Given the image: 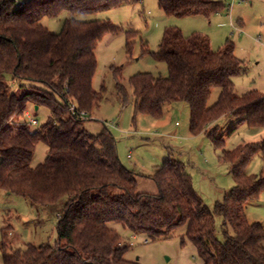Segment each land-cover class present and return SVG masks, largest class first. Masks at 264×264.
<instances>
[{"label": "trees", "instance_id": "1", "mask_svg": "<svg viewBox=\"0 0 264 264\" xmlns=\"http://www.w3.org/2000/svg\"><path fill=\"white\" fill-rule=\"evenodd\" d=\"M136 1L141 0H0V188L32 204L67 197L56 222L54 246L26 243L9 251L6 227L2 228L3 264H141L123 257L129 244L114 225L130 235L142 234L150 242L168 239L185 225L181 242L186 238L195 244L201 264H264V226L246 216L247 203L264 190V175L242 173L253 155L264 154V139L221 151L219 157L230 164L236 184L211 209L194 190L180 161L165 160L156 166L150 175L156 193L139 191L137 174L121 162L116 139L107 126L103 124L93 134L83 125L102 97L103 88L92 87L97 62L94 48L104 34L121 28L108 19L70 18L54 34L40 20L63 10L93 12ZM157 3L167 15L176 17H209L224 7L218 0ZM152 54L166 63L168 75L130 77L136 112L159 117L165 103L181 100L189 105L194 134L204 129L208 121L204 119L221 114L238 117L237 124L264 127V92H234L232 79L243 66L233 43L227 41L213 50L208 36H185L169 27L159 50ZM7 74L16 89H11ZM113 76L125 98L119 68ZM215 87L221 89L220 96L207 108ZM29 104L47 107V119L36 125L20 121ZM71 105L84 115L73 114ZM216 132L213 126L206 135L215 147L223 148L224 141ZM38 142L47 146V154L43 162L31 166ZM215 216L222 219L223 239L216 234Z\"/></svg>", "mask_w": 264, "mask_h": 264}, {"label": "rangeland", "instance_id": "2", "mask_svg": "<svg viewBox=\"0 0 264 264\" xmlns=\"http://www.w3.org/2000/svg\"><path fill=\"white\" fill-rule=\"evenodd\" d=\"M218 1L224 4L223 9L209 17L171 16L158 6L157 0H141L93 12L63 10L40 20V24L54 34L60 33L65 20L70 18L80 21L108 19L121 28L117 33L104 34L94 48L97 62L92 87L97 91L103 88L102 97L83 125L93 134L99 133L103 124L107 126L116 139L121 162L137 174L139 191L156 193L157 187L150 175L165 160H176L184 164L194 190L211 209L236 184L230 164L219 157L221 151L261 141L264 127L237 124L238 117L221 114L215 119H204V123L208 120L204 129L194 134L190 131V108L186 101L165 103L159 117L136 112L129 79L138 73H150L155 77L168 75L166 63L152 53L159 50L165 28L175 27L185 36L192 33L208 36L213 50L227 41L233 43L235 56L243 66L232 79L235 94L251 90L264 92V0ZM116 68L120 69L119 83L125 88V98L117 90L113 76ZM6 80L12 90L16 89L10 74L6 75ZM220 93V88L212 89L207 108L215 105ZM27 111L38 124L49 115L45 106L35 109L29 104ZM18 119L27 121L24 115ZM213 126L217 127V137L224 141L223 148L215 147L206 135ZM47 149L42 142L36 144L31 166L43 162ZM242 173L264 175V154L258 151L253 155ZM66 200L63 196L53 203L32 204L23 196L0 188V246L4 227L9 251L24 247L26 243L54 246L56 222ZM246 216L250 222H260L264 226V190L247 203ZM221 223L222 219L215 216L219 239H223ZM114 227L129 244L123 254L127 260H137L141 264L202 263L195 244L186 238L181 242L185 225L176 228L172 237L154 242L146 241L142 234L130 235L119 225ZM228 230L232 231L230 227ZM0 264H3L1 249Z\"/></svg>", "mask_w": 264, "mask_h": 264}, {"label": "built area", "instance_id": "3", "mask_svg": "<svg viewBox=\"0 0 264 264\" xmlns=\"http://www.w3.org/2000/svg\"><path fill=\"white\" fill-rule=\"evenodd\" d=\"M18 1V0H17ZM25 0H20L21 3H23ZM70 111L73 113V114H77L78 116H83L84 115V112L83 111H75V108L73 105H71L69 107ZM24 116H26L27 118V123L28 124H32V125H36L37 124V120L33 117L30 116V114L28 113V111L25 112Z\"/></svg>", "mask_w": 264, "mask_h": 264}, {"label": "water", "instance_id": "4", "mask_svg": "<svg viewBox=\"0 0 264 264\" xmlns=\"http://www.w3.org/2000/svg\"><path fill=\"white\" fill-rule=\"evenodd\" d=\"M34 108L37 109V106H35Z\"/></svg>", "mask_w": 264, "mask_h": 264}]
</instances>
